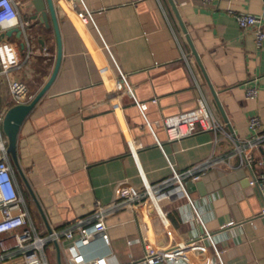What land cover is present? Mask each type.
Listing matches in <instances>:
<instances>
[{
	"label": "crops",
	"instance_id": "crops-1",
	"mask_svg": "<svg viewBox=\"0 0 264 264\" xmlns=\"http://www.w3.org/2000/svg\"><path fill=\"white\" fill-rule=\"evenodd\" d=\"M19 1L22 19L30 21L26 36L32 55L25 62L24 52H18L23 66L11 78L23 82L33 99L52 75L57 43L49 15L45 26L39 16L33 19L32 0ZM53 4L61 43L59 69L22 123L16 144L30 191L13 168L35 231L47 236L78 222L101 219L109 241L106 264H142L141 231L156 247L197 240L200 226L191 203L220 259L203 241L205 254L187 251L184 264H264L263 203L257 188L249 185L253 177L264 175V147L250 150V168L233 156L234 141L251 137L250 118L257 117L264 128V39L258 46L254 30L240 29L234 15L259 18L264 33V0L209 5L201 0H53ZM83 8L91 20L79 17ZM11 37L21 50L25 40ZM120 73L133 96L121 83ZM250 87L258 90L254 99L246 98ZM134 100L145 104L144 116ZM8 104L4 84L0 109ZM200 105L221 124L218 131L197 128L180 141L168 142L162 127L151 132L145 125V120L161 121ZM206 161L221 162L199 180L184 182L189 201L183 194L163 200L159 196L160 212L150 202L136 209L113 207L120 183L141 190L140 172L155 185L171 177L168 163L182 173ZM96 249L101 250L98 240L85 252L93 254ZM45 256L48 264H71L64 244L48 242ZM0 264L23 262L15 255Z\"/></svg>",
	"mask_w": 264,
	"mask_h": 264
},
{
	"label": "built area",
	"instance_id": "built-area-1",
	"mask_svg": "<svg viewBox=\"0 0 264 264\" xmlns=\"http://www.w3.org/2000/svg\"><path fill=\"white\" fill-rule=\"evenodd\" d=\"M201 1L204 5L220 2V0ZM78 2H81V0H78ZM21 7L19 0H0V90L2 85H7L11 105L27 104L32 100L25 84L19 79L11 78L12 74L23 66L22 60L18 59V52H24L22 55L25 62L32 55L30 41L26 36L27 30L30 28V21L22 19ZM79 17L83 21L91 20V15L86 8H83ZM234 20L240 29L252 28L256 44L261 45L264 33L259 18L252 15L236 14ZM15 29L21 31L20 39L25 40L21 50L18 49L16 40L13 37H11L12 40L5 36L7 31ZM120 80L126 91L133 96L125 76L121 73ZM257 94L258 90L253 87L247 88L245 91L247 99H254ZM134 102L144 116L145 104L138 103L135 100ZM7 109V105L0 109V261L17 255L21 258L23 264H48L45 256V246L48 242H52L56 245L64 244L68 261L71 264H106L105 255L109 254V241L107 227L103 220L98 219L89 224L78 222L63 230L50 231L47 236L39 235L29 223L24 200L14 182L15 171L8 160L6 153L7 141L1 128ZM145 125L151 132H153V127H162L168 142L180 141L192 135L197 128L206 132H216L221 128V124L210 114L206 107L201 105L193 110L163 118L161 121L151 123L145 120ZM248 128L251 137L243 142L234 141L233 156H238L240 165L245 163L250 168V150L263 149L264 147V128L257 117L249 119ZM228 161L226 164H229ZM220 162L206 161L182 173L176 172L168 163L171 177L155 185H150L140 172L141 190L137 191L124 182L120 183L117 186L116 203L113 207L116 209H136L138 206H144L146 202H150L155 210L160 212L158 204L161 199L183 194L189 201L184 182L186 180H199L206 171L214 168ZM249 185L257 188L260 193L263 203L260 217L264 219V175L260 178L253 177L249 181ZM159 196H161V199ZM190 206L194 214L193 219L200 226L197 240L181 242L169 247H156L149 243L146 234L141 231L139 242L143 248L142 264H184V261L187 260L185 255L187 251H197L201 256L205 254L206 248L202 244L203 241H206L213 248L216 257L220 259L212 235L204 227L191 203ZM161 218L164 221L166 220L163 215ZM229 225H232V223L227 224V226ZM96 240L100 242L101 250L96 249L93 254H87L85 252L87 247L91 246ZM132 243L131 240L127 241V245H132Z\"/></svg>",
	"mask_w": 264,
	"mask_h": 264
},
{
	"label": "water",
	"instance_id": "water-1",
	"mask_svg": "<svg viewBox=\"0 0 264 264\" xmlns=\"http://www.w3.org/2000/svg\"><path fill=\"white\" fill-rule=\"evenodd\" d=\"M171 2V0H170ZM32 4L34 6V9L36 11V16L33 18L34 20L38 18L45 26L48 25V15L52 21V26L54 30V35L57 43V57H56V62L54 65V70L52 72V75L48 82L44 85V87L38 92V94L27 104H19V105H7L8 109L6 111V114L4 116L3 122H2V133L4 137L6 138L7 141V146H6V153L8 156L9 163L12 165L13 168H15L23 182L25 183L26 187L30 191L29 187L27 186V183L25 181V178L22 174V171L20 169L19 163H18V158H17V151H16V144H17V138H18V133L19 129L24 122V120L27 118V116L30 114V112L33 110L35 105L38 103V101L44 96L46 93L47 89L53 82L54 78L56 77V74L59 69L60 65V59H61V43H60V34H59V29H58V24H57V19L55 15V9H54V4L53 0H32ZM174 12L176 13L177 17L178 14L176 12V9L174 8ZM178 20L180 21L179 17ZM181 28L183 32L186 34V30L180 21ZM12 35L15 36L17 40H20L21 38V31L19 29L7 31L5 33V36L11 37ZM186 38L191 45L192 52L196 56L197 55L192 47L191 41L189 37L186 35ZM21 45H23L21 43ZM198 59V58H197ZM213 95L215 97V94L213 92ZM203 181H206V177L203 178ZM193 186H200L198 184H191ZM263 224H264V219H263Z\"/></svg>",
	"mask_w": 264,
	"mask_h": 264
}]
</instances>
